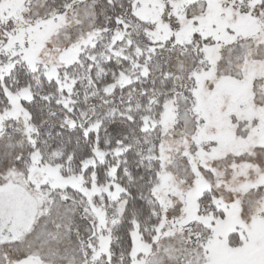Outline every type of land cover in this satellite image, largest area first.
Masks as SVG:
<instances>
[{
    "label": "snow or ice",
    "instance_id": "snow-or-ice-1",
    "mask_svg": "<svg viewBox=\"0 0 264 264\" xmlns=\"http://www.w3.org/2000/svg\"><path fill=\"white\" fill-rule=\"evenodd\" d=\"M0 264H264V0H0Z\"/></svg>",
    "mask_w": 264,
    "mask_h": 264
}]
</instances>
